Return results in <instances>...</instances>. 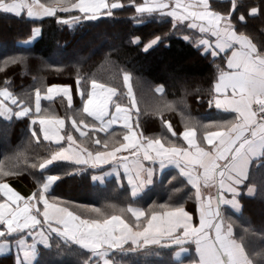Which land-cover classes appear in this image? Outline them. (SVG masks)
Instances as JSON below:
<instances>
[{"label":"snow or ice","instance_id":"obj_1","mask_svg":"<svg viewBox=\"0 0 264 264\" xmlns=\"http://www.w3.org/2000/svg\"><path fill=\"white\" fill-rule=\"evenodd\" d=\"M121 13L136 25L159 23L158 33L127 34L142 52L171 47L177 37L210 59L209 87L192 92L218 116L193 117L183 97L166 99L163 84L148 86L154 99L141 107L145 93L134 92L131 71L113 62L112 77L102 80L82 69L86 56L57 61V74L75 69L74 83L33 77L17 91L13 76L28 74L29 57L0 59V117L21 122L25 136L0 161V257L11 264H123L117 258L129 256L159 258L142 264H264V226L245 216L247 200L264 204V31L251 30L264 20V0H0V15L32 25L21 48L42 37L45 18L75 31L118 23ZM57 97L66 101L63 116L52 110ZM154 124L159 130L149 132ZM22 175L33 180L29 193L11 184ZM85 177L94 189L115 180L112 194L98 193L99 206L56 191ZM157 189L167 199L149 203Z\"/></svg>","mask_w":264,"mask_h":264},{"label":"trees","instance_id":"obj_2","mask_svg":"<svg viewBox=\"0 0 264 264\" xmlns=\"http://www.w3.org/2000/svg\"><path fill=\"white\" fill-rule=\"evenodd\" d=\"M217 2L219 3L220 0ZM129 15V13H121L120 22L115 24L101 23L96 27H80L75 31L61 29L54 19L45 18L42 26V37L27 48H21L18 45L30 33L32 25L23 23L14 17L0 15V59L8 55L20 54L29 57L28 74L13 76L17 91L33 84V77H43L46 84L74 83L72 74L75 69L68 67L62 75L57 74L55 70L57 61L70 65L79 56L89 57L81 66L82 69L98 74L102 80L112 77L115 71L113 62H115V64L131 71L133 75L131 83L134 92L139 95L141 90L144 91V101L141 103V107H144L145 103H152L154 99L152 92L147 91L148 86L154 90L156 85L163 84L166 89V99L174 101L183 97L186 100L188 111L193 117L205 122L217 118L216 110L208 108L206 102H198L195 93L192 92L197 87L202 89L209 87L210 77L215 72L210 59H202L194 47L186 45L177 37H172L171 47L161 46L147 53L142 52L139 48L127 43V34L130 32L138 35L158 33L161 30L160 25L156 21L136 25L128 19ZM251 30L256 33L264 31V20L253 21ZM109 52L111 53V61H106L104 54ZM45 61L48 62V66H45ZM14 71L18 73L19 69ZM9 75L12 76L13 73L9 72ZM185 77L187 79H181ZM185 87L190 94L185 93ZM159 95L158 93L155 94V96ZM42 105L48 107L49 102L45 101ZM64 107H66V101L63 102L62 106L60 98L57 97L52 110L55 114L63 116L65 115ZM174 122L179 124L178 114L174 117ZM114 128L117 132L120 131L119 126ZM158 130V125L155 124L149 128V132H157ZM24 140V125L21 122H8L0 117V161L4 160L5 156H12ZM37 151L39 150L37 149ZM11 184L22 194L29 193L34 186L32 178L27 175L12 180ZM114 186L115 180L110 179L107 181V189L102 186L94 189L89 178L85 177L84 180L77 181L71 186L68 184L61 185L56 191L77 203H95L99 206L103 201L98 199V193L112 194L111 190ZM114 195L120 196V190L118 189ZM166 199L167 193L163 189H157L150 193L148 202L151 203L153 200L163 202ZM112 202L118 203L119 201L113 200ZM245 205V216L252 222L253 227L259 229L264 226V204L257 199L247 200ZM117 259H122L123 264H142L145 259L157 261L159 258L129 256L118 257ZM0 264H11V257H0Z\"/></svg>","mask_w":264,"mask_h":264},{"label":"crops","instance_id":"obj_3","mask_svg":"<svg viewBox=\"0 0 264 264\" xmlns=\"http://www.w3.org/2000/svg\"><path fill=\"white\" fill-rule=\"evenodd\" d=\"M46 100H42V103L43 102H45ZM114 127H116V126H114ZM110 179H113L114 180V178H109L108 180H110ZM125 184H126V182H125Z\"/></svg>","mask_w":264,"mask_h":264}]
</instances>
